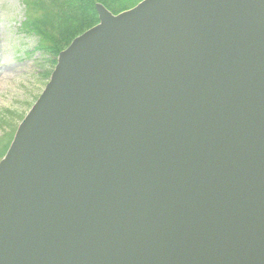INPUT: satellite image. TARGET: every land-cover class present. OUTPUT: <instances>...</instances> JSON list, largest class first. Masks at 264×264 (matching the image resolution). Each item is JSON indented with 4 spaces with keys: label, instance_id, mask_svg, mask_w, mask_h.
I'll return each instance as SVG.
<instances>
[{
    "label": "water",
    "instance_id": "obj_1",
    "mask_svg": "<svg viewBox=\"0 0 264 264\" xmlns=\"http://www.w3.org/2000/svg\"><path fill=\"white\" fill-rule=\"evenodd\" d=\"M95 12L0 160V264H264V0Z\"/></svg>",
    "mask_w": 264,
    "mask_h": 264
},
{
    "label": "rangeland",
    "instance_id": "obj_2",
    "mask_svg": "<svg viewBox=\"0 0 264 264\" xmlns=\"http://www.w3.org/2000/svg\"><path fill=\"white\" fill-rule=\"evenodd\" d=\"M23 2L0 0V113L4 110L16 113L10 118L11 121L15 120L12 126L14 130L42 92L53 70L49 61L56 57L45 48L39 49L37 44L40 41L42 46H50L37 32H33L34 35L23 31L26 19L27 25L33 24V27H29L35 30L45 27V14L36 8L34 0L27 15ZM3 126L0 125V138L5 132Z\"/></svg>",
    "mask_w": 264,
    "mask_h": 264
},
{
    "label": "trees",
    "instance_id": "obj_3",
    "mask_svg": "<svg viewBox=\"0 0 264 264\" xmlns=\"http://www.w3.org/2000/svg\"><path fill=\"white\" fill-rule=\"evenodd\" d=\"M23 1L26 14L29 7L33 4V0ZM139 1L141 0H34L36 8L45 14V21L43 22L45 27H41L38 29L39 31L35 30L29 27V25L33 27V24L29 23L27 25L26 19L23 31L27 34L37 32L42 40L46 41L47 45L50 46L46 48L47 46H42L40 41L37 44L40 46L39 49L45 48L52 52L54 56H57L60 51L67 47L73 38L81 35L85 30L96 24L97 13L94 9L96 3L102 4L111 13L117 14L134 7ZM20 31H22V27H20ZM48 51L45 52L50 53ZM55 60L56 57L53 61H49L51 67L55 64ZM14 115L16 113L9 110H4L0 113V125H4L5 130L2 134L3 136L0 138V159L9 147V143L13 137L14 128L12 126H14L13 122L15 120L11 121L10 118Z\"/></svg>",
    "mask_w": 264,
    "mask_h": 264
}]
</instances>
